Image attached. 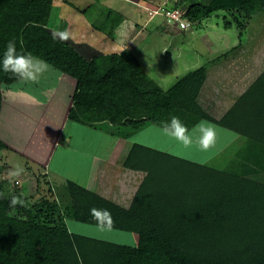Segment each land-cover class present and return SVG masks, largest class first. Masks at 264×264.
Instances as JSON below:
<instances>
[{
	"label": "trees",
	"instance_id": "16d2710c",
	"mask_svg": "<svg viewBox=\"0 0 264 264\" xmlns=\"http://www.w3.org/2000/svg\"><path fill=\"white\" fill-rule=\"evenodd\" d=\"M93 1L98 5L81 11L90 24L102 33L113 23L117 27L121 13L103 7L100 0ZM183 3L186 10L182 16L194 27L224 10L238 17L235 23L240 31L244 22L239 16L245 20L264 9V0ZM55 6L54 0H0V59L8 42L14 41L18 54L31 53L71 77L75 89L68 119L85 125L105 124L109 134L120 138L128 137L145 122L165 123L173 116L185 126L189 119L212 120L196 100L205 71L193 70L165 91L144 72L129 49L88 57L69 42L53 39L49 27ZM17 81L11 73L0 70V114L3 85ZM263 87L264 73L219 121L249 137L243 154L237 153L235 167L217 170L133 144L125 167L170 178L161 201L147 218L72 182L68 184L72 208L64 209L60 221L54 215L38 218L25 205L18 215H10L19 206H10L8 200L0 206V264H264V117L251 129L242 120L246 112H240V102L254 92L258 103ZM6 148L0 137V155ZM91 208L110 211L113 228L136 233L137 244L70 232L66 219L96 224Z\"/></svg>",
	"mask_w": 264,
	"mask_h": 264
},
{
	"label": "crops",
	"instance_id": "0c3cea01",
	"mask_svg": "<svg viewBox=\"0 0 264 264\" xmlns=\"http://www.w3.org/2000/svg\"><path fill=\"white\" fill-rule=\"evenodd\" d=\"M214 14H218V12ZM214 14L205 18L202 23ZM223 19L227 23L229 22L225 15ZM233 24L235 23L230 21L224 28L234 27L236 36H231L230 41L224 44H213L210 41H205L201 48L206 58H201L203 59L201 62L196 60L191 66L192 71L197 70L206 60L211 66L208 68L207 77L204 79L196 100L212 120L199 118L194 122H190V119L188 122L186 121V127L190 132L201 120L216 125L219 150L205 152V158L221 153L229 141L249 139L244 133L236 132L222 125L219 121L264 73V9L246 18L244 28L241 31L236 24ZM181 30H186V28ZM187 43L189 44V41ZM81 46L83 47L82 52L87 56L95 53V48L92 50L86 44ZM176 46L178 47V45ZM138 61L144 72L165 91L172 89L181 81L176 77L170 78L169 75L164 72L161 73V71L156 73L158 71L155 67L156 63L151 62V60L140 58ZM186 68L187 73L190 72V59L187 60ZM72 80L67 79L64 75L59 78L56 87L52 86L55 85L53 82L41 91H34V95L29 90L18 93L10 101V105L11 103L13 105L11 107L7 104L8 100L3 102V112L4 107L8 106L11 113L9 117H14L13 123L15 122L13 131L16 135L8 138V140L12 139L8 145L12 150L13 160L18 159L21 167L25 169L32 164L37 165L39 161L43 162V166L46 164L50 170L53 169L50 175L53 174L52 183L56 186L58 193L53 191L54 195L57 196L52 200L65 204L69 202L65 200L68 190L66 184L71 180L76 185L99 195L130 213L147 218L160 202L162 188L169 183L170 179L149 173L144 169L134 170L125 167L124 162L132 145L142 144L147 148L187 160L193 159L189 155L190 151L196 148V145L190 149H185L175 140L164 136L159 131L164 123L145 122L128 137L120 138L109 134L107 132L108 126L105 124L85 125L68 119L67 112L75 88L69 82ZM62 84L67 86V91L63 89ZM261 91H264V87ZM260 95L263 96L264 92ZM33 97L37 98L39 103H35ZM15 102L18 104V108L14 107L13 103ZM51 105L55 109L51 108ZM259 106L264 109V103L259 104ZM49 108L55 113H51ZM242 111L246 112L244 116L242 115L243 121H245L243 118L247 114L251 115L254 122L253 128L256 120L261 123L264 117V115L254 114L256 111L252 105L243 106L240 109V112ZM3 122H0V127H2ZM6 122L5 129L9 126ZM249 127L251 128L250 124ZM151 134L155 135L150 136V139L145 138ZM1 137L3 139V136ZM16 140H18L17 144H13ZM71 144L77 148V151L71 148ZM155 145L158 146L154 148ZM56 147H60L58 148V151H61L60 158L66 162L52 164ZM185 152L188 153L186 156L182 154ZM204 159L197 162L203 164ZM26 160H29L30 165L25 164ZM112 161L113 164H110ZM74 172L79 173L77 178ZM66 220L75 222V227L78 230L82 224L97 228L96 224L79 222L71 218ZM113 230L118 229L113 228ZM122 232L131 234L128 236L134 243L132 245L137 244L138 236L136 233ZM99 240L109 241L105 238H99Z\"/></svg>",
	"mask_w": 264,
	"mask_h": 264
},
{
	"label": "rangeland",
	"instance_id": "374dc122",
	"mask_svg": "<svg viewBox=\"0 0 264 264\" xmlns=\"http://www.w3.org/2000/svg\"><path fill=\"white\" fill-rule=\"evenodd\" d=\"M54 4L56 6L51 13V26L49 28L52 32L67 29L71 33V38L67 42L73 45L78 51L82 52V44L89 45L92 50L95 48V53H91L90 56L100 53L121 52L123 49H129L137 60L140 58L145 60L146 58L153 63L155 62V67L158 70L156 73L161 71V73L164 72L166 75H169L170 78L176 77L180 80L183 78L185 79V77L192 72L191 66L196 60L201 62V60H203L201 58H206L201 48V45H203L205 41H210L213 44H224L230 41L231 36H236L234 27L224 28L227 22L223 19L225 15L228 21L235 23L236 16L224 10L217 11L218 14L213 13V16L206 19L200 26L198 25V27L189 25L186 28L187 31L181 30L182 28L179 27V23L175 22L170 15L174 14L178 18V21L184 19L182 15L185 13L186 8L183 0H100L99 4L103 5V7L106 6L121 13V17L117 21L118 26L116 25L117 27H115L113 23L111 29L108 28L105 33L95 29L90 24L86 15L81 12L88 7L97 6L98 1L54 0ZM106 13L108 12L106 11ZM111 16L115 18L113 13ZM239 18L240 21H245L241 16H239ZM188 41L189 44L187 43ZM176 45H178V47ZM188 59H190V72L187 73L186 67ZM209 67L211 66L207 60L199 67V70L205 71V78L207 77ZM64 75L65 74L52 67V70L45 73L38 83L32 84L17 81L13 84L3 85L2 101L5 102L8 100L7 104L11 107L13 105L12 103L10 105V101H12V98L18 93H23V90H29L31 93L33 92L34 95V91H41L49 87L48 84L53 82L55 85L52 86L56 87L59 78ZM65 76L67 79L72 80L71 77ZM69 82L75 87L74 80ZM62 85V87H64L63 89L67 91V86L65 84ZM259 93L262 94V91ZM60 96L62 97L61 94ZM259 98L256 104L254 101L256 99V92H254V95L240 102V105L243 107L245 105H251L252 103L255 105L256 112L254 114L262 116L264 115V109H262L259 104L264 103V95L261 96L259 94ZM13 104L14 107L18 108L17 102ZM51 108L55 109L53 106ZM50 112L53 114L55 113L52 109ZM10 115L11 113L10 110H8V106L6 108L4 107V112L2 110L0 114L1 121H4L2 127H0V137L3 136V140L7 145L5 153L0 155V206L6 204L13 196H17L24 201L26 209L28 208L34 212V216L38 215V218H43L46 215L48 218L50 215H54V217L58 218L60 221L63 216L59 215L64 212V209L72 208V196L70 187L68 186L69 182L72 181L69 180L66 184L68 190L65 200L69 202L65 204L52 200L57 196L53 193V191L57 192L56 186L52 183L53 174L50 175L53 169L50 170V167L46 164L43 166L42 161H39V165L32 164L28 166L27 169L22 167L25 169L24 174L16 180L9 177L8 173L10 170L17 165L21 167L18 159L13 160L11 154L12 150L9 146L12 139L8 140V138H11L14 134L16 135L13 131V127L15 126V122L13 123L14 117H9ZM7 118L9 119L6 122ZM5 122L9 125L6 129ZM245 122L251 125V129L253 128L254 122L251 115L245 116ZM83 131L82 129V132ZM154 135L155 134H151L145 138L150 139V136ZM246 141L247 139L229 141L226 143L227 145L221 153L207 156L206 158V153L199 150L196 146L193 151H190L189 156L192 157V161L195 160V162L202 161L205 158L203 164L217 170H226L236 166V163H238L236 160L237 153L240 152L243 154L242 149L245 148ZM16 142H18V140L13 144H17ZM156 146L158 145H155L154 148ZM58 148L60 147H56L54 162L52 163L55 165L59 162H66L60 158L61 151H58ZM71 148L77 151V148L73 147V145ZM162 150L164 151L163 147ZM182 154L186 156L188 153L185 152ZM25 164L30 165L29 160H26ZM110 164H113V161ZM74 174L77 178L79 173L74 172ZM168 185L169 183L163 186L162 196L166 192ZM22 207L24 206H19L18 208L14 207L10 215H18ZM153 208L154 206L152 209ZM74 223L75 222L72 220H66V226L70 232L98 239L105 238L120 244H134L132 239L128 236L131 234H126L122 231L119 232L118 230L100 232L95 226L88 224H82L78 230Z\"/></svg>",
	"mask_w": 264,
	"mask_h": 264
},
{
	"label": "clouds",
	"instance_id": "9594fccd",
	"mask_svg": "<svg viewBox=\"0 0 264 264\" xmlns=\"http://www.w3.org/2000/svg\"><path fill=\"white\" fill-rule=\"evenodd\" d=\"M52 37L59 42H67L71 38V33L65 30H57L52 32ZM0 70L5 73H11L23 83H38L40 78L47 72L52 70V66L45 60L29 54H18L14 41H9L6 50L0 59ZM35 103L39 100L33 97ZM161 133L169 137L185 149H190L196 145L199 150L209 152L218 149V130L216 125L206 120H201L196 124L191 132L181 122V120L173 116L168 122H165L161 129ZM24 169L16 166L9 171L8 175L13 180L18 179L24 174ZM24 206V201L13 196L10 201V206ZM90 216L96 221L97 230L100 232L111 231L114 227V221L110 211L107 209L91 208Z\"/></svg>",
	"mask_w": 264,
	"mask_h": 264
},
{
	"label": "built area",
	"instance_id": "2783aa9c",
	"mask_svg": "<svg viewBox=\"0 0 264 264\" xmlns=\"http://www.w3.org/2000/svg\"><path fill=\"white\" fill-rule=\"evenodd\" d=\"M170 17H172L175 20V22H178L179 23V27L182 28V29H185L189 25H191L190 22L188 20H185V19L178 21V18L174 14L170 15Z\"/></svg>",
	"mask_w": 264,
	"mask_h": 264
}]
</instances>
